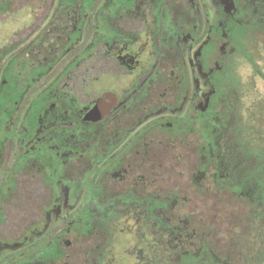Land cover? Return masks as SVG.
Here are the masks:
<instances>
[{"label":"flooded vegetation","instance_id":"obj_1","mask_svg":"<svg viewBox=\"0 0 264 264\" xmlns=\"http://www.w3.org/2000/svg\"><path fill=\"white\" fill-rule=\"evenodd\" d=\"M250 37L264 0H0V264H107L121 221L163 264H261Z\"/></svg>","mask_w":264,"mask_h":264},{"label":"rangeland","instance_id":"obj_2","mask_svg":"<svg viewBox=\"0 0 264 264\" xmlns=\"http://www.w3.org/2000/svg\"><path fill=\"white\" fill-rule=\"evenodd\" d=\"M1 25L4 28L7 26L5 23H2ZM36 37L34 36L31 39L33 40V43H36L38 39L42 37L40 31L37 32ZM142 37L144 41L148 42L152 37L151 30H146L145 34ZM4 38H6V35H4ZM248 41L250 46L257 50V58H259L258 49H260L264 53V44L256 37H250ZM25 51H27V49H25ZM19 58L20 57H16L14 60L16 61ZM242 70V74L244 77V85L242 86V88H244L243 92L241 93L242 101L247 103L253 100L255 103V108L258 109V111H261V102L263 101L264 90L260 88L255 94L250 91L249 84L252 80L251 76L248 75V72L251 73L250 66H247L244 62L241 67V71ZM113 80V78H110L107 75L93 79L91 80L92 83L88 84L89 86L88 89H86V92L92 91L96 94L100 92V90H108L110 89V83H112ZM92 86L95 88V90L92 88ZM77 104L78 103L76 102L74 105ZM249 110L250 109L247 107H245L244 109V117L248 120V122L259 116L257 114L249 113ZM256 209L259 213L264 214V205L259 204ZM157 236H160V233H157L156 229L150 226L149 223H147L146 228H141V232L139 233L137 230H132L127 222L121 221L119 230L116 231V233L112 236V249L107 264H163L165 260H167V257L170 255V253H167V251H164L162 249L163 240L161 239V237H158V239H156ZM163 237H166L164 233ZM160 247L162 251H160ZM261 264H264V260H261Z\"/></svg>","mask_w":264,"mask_h":264}]
</instances>
